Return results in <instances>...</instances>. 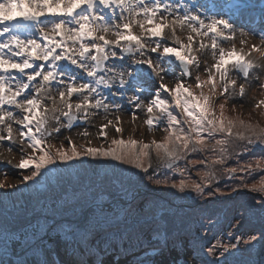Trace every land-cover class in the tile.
Returning <instances> with one entry per match:
<instances>
[{
    "label": "snow or ice",
    "instance_id": "6c2138e0",
    "mask_svg": "<svg viewBox=\"0 0 264 264\" xmlns=\"http://www.w3.org/2000/svg\"><path fill=\"white\" fill-rule=\"evenodd\" d=\"M226 8L239 6H209L191 0H0V147L7 153L6 163L12 165L19 155L14 167L30 170L21 182H33L32 187L41 184L37 177L47 179L69 169L90 167L84 163L87 157L136 169L128 175L137 183L146 177L157 186L189 191L196 197L219 192L215 182L223 178L239 179L240 187L264 197V126L226 114L229 103L233 112L237 104L242 106L252 87L250 75L254 69L264 68V47L253 45L245 52L247 41L241 39L237 49L236 28L230 18H225ZM249 34L257 35L264 45V27ZM228 42L230 48L224 46ZM253 52H259L260 62L249 58ZM208 55L213 61L210 66L205 59ZM202 59L206 79L199 74ZM177 70L178 75H173ZM193 70L197 72L194 84ZM233 73L243 82L238 83ZM169 76L171 87L165 83ZM259 87L264 89V83ZM125 98L131 106L132 121L138 119L137 110H142L147 131L165 133L161 140L123 138L120 115L112 120L108 114L128 111ZM254 107H264V99ZM101 111L106 123L100 125L97 138L108 139L105 129L109 127L117 134L106 148L77 146L71 137H65L67 146L51 143L53 133H59L61 127H79ZM79 135L87 138L89 133L85 129ZM153 157L157 164L150 173ZM107 167L123 171L115 165ZM193 172L197 179H192ZM158 173L162 179L154 178ZM254 174L258 178L248 182ZM5 187L0 182V189ZM121 188L131 199V213L139 194L132 180L127 185L121 183ZM256 204L264 214V199L256 200ZM135 208L142 210L143 204ZM49 211L51 218L36 217L35 224L29 222L22 229L23 244L14 243L11 250L8 241L16 238L15 232L10 235L8 228L0 227L5 241L0 248V264H53L50 259H28L16 248L22 247L23 253L31 248L35 255L43 249L50 257L45 237L51 241L58 231L63 240L56 237L57 250H74L73 246L89 235L101 243L109 239L100 220H106L110 210L95 199L90 207L79 209V218L68 220L67 227H62L56 216L75 209ZM256 240L253 235L243 243L250 245ZM260 241L261 259L255 264H264V231ZM151 246L160 247L158 243ZM217 247L228 252L236 244H216L205 250L211 256ZM9 251L21 258L4 259ZM185 255L179 252L172 264H193ZM64 264L84 262L66 260Z\"/></svg>",
    "mask_w": 264,
    "mask_h": 264
},
{
    "label": "trees",
    "instance_id": "16d2710c",
    "mask_svg": "<svg viewBox=\"0 0 264 264\" xmlns=\"http://www.w3.org/2000/svg\"><path fill=\"white\" fill-rule=\"evenodd\" d=\"M262 112L264 110L259 114L260 121L248 120L241 113L238 114L236 112L229 114V116L239 115L246 122L250 121L264 126V115H261ZM164 135L165 133L162 131L158 141ZM85 159L86 157L84 158V163ZM91 161L95 165L98 164V161L106 164L113 162L116 165H120L110 160ZM71 163L78 164L79 161ZM183 163V161L180 162L181 165ZM60 166L67 167L66 165ZM120 166L124 168L123 172L125 174H129L134 170L128 165ZM153 169H149V172L152 173ZM69 170H73L74 173L72 175L58 173L56 176H49L47 179L42 176L37 177L41 184L36 187H32L33 182H29L27 185H20L15 187V190L9 191L8 194L16 206L20 204L19 196L24 193L25 189L28 191L31 195L30 202L24 209H11L10 203L5 197L7 192L4 189H0V200L2 201L0 227L8 228L10 235L15 232L16 237L8 241L10 250L14 243L23 244L24 234L22 229L27 228L29 222L35 224L36 217L41 220L45 216L51 218L52 214L49 211L51 209H75V212H64L56 216L62 227H67L68 220L75 221L79 218V209L90 207L94 199L100 202L101 196L103 197L102 200L109 201L113 197L124 195L121 183L127 185L129 180H132L135 188H140L149 194L147 193V195L137 198L131 213H129V208L127 207H122V209L126 210L125 215L129 218L140 220L138 221L140 226L154 229L149 232L150 236L145 238L144 243L146 245V242H157L160 247L158 249L151 247L147 253L158 255L164 251L161 256H166L168 253L178 256L179 252H189L191 258L197 260L196 264H208L204 261L208 254L205 249L212 246L215 240L222 237V245L236 244V247L228 252L216 255L215 262L217 264H255L261 259L262 244L260 236L261 232L264 231V214L261 213L256 200L264 199V197L260 193L249 192L247 189L240 187L241 182L239 179H220L215 182V184H219V192L212 196L205 195L191 201L195 193L189 191L181 193L164 185H159L158 187L162 188H157V185L146 177L142 183H137L133 177H129L125 181L122 179L115 180L109 175L90 177L86 167ZM139 175L143 176L144 174L139 173ZM154 178L162 179L163 175L158 173ZM257 178L254 174L253 177L248 178V182H252ZM173 179H178V177H173ZM192 179H197L194 172L192 173ZM40 185H43L44 189L38 192L37 187ZM233 187H236L237 191H232ZM207 191L205 189L206 193ZM178 198L180 201L177 202ZM141 203L143 204L142 210L135 208L136 204ZM123 223L107 226L104 230L110 234L109 237H118L120 242H133L135 240L134 237H131L130 232H126L130 228L129 225H123ZM115 227H118L120 231L111 234L112 229ZM157 230H159V233ZM152 231L157 233H152ZM68 235H71V233L69 232ZM253 235L257 237V240L250 245H245L243 241ZM52 236L53 239L57 236L63 238L60 231L53 233ZM45 241H49L47 237H45ZM95 241L91 235L81 240L78 244L80 252L75 253V256L80 257L81 254L90 255V257L96 256L97 252H93L94 250L92 249V244ZM4 242V237L0 234V248L3 247ZM29 243L34 244L35 241L29 240ZM16 251H22V247H17ZM120 251L123 250L120 249ZM135 260L142 261L139 257V259L135 258L131 262ZM208 262L211 261L209 260Z\"/></svg>",
    "mask_w": 264,
    "mask_h": 264
},
{
    "label": "rangeland",
    "instance_id": "374dc122",
    "mask_svg": "<svg viewBox=\"0 0 264 264\" xmlns=\"http://www.w3.org/2000/svg\"><path fill=\"white\" fill-rule=\"evenodd\" d=\"M218 1H219V3L213 2L211 0H191L192 3H204V4L209 5V6L214 5V4L218 5L220 3H224L225 0H218ZM249 1L251 3H252V1H255L257 3V2H262L264 0H249ZM252 5H253V3H252ZM218 10L219 9H217V11ZM225 18H230L232 22L233 21L237 22V24L234 23V27L236 28L235 44H236L237 49H239L241 47V45H240L241 39H244L247 41V43L244 45V51L245 52H249V50L251 49V47L253 45H258V46L264 47V45H261V41L258 39L257 35L249 34L253 30H256V28L250 29V30L248 29L249 31L241 28L239 25V24L243 23V22H240L241 17L229 15V16H225ZM246 20H247V18L243 19V21H246ZM260 22H261V20H260ZM260 22H259L260 27H257L259 29L264 27V25H262V23H260ZM136 31L138 32V29ZM242 33H243V35H242ZM224 46L226 48H230L231 42H228ZM152 55H155V54H152ZM249 58L256 61V62L261 61V57H260L259 52L251 53ZM205 59L207 61L208 66H210L213 63L210 55H208ZM204 67H205V62H204V59H202L201 68H200V72H199V74L201 75V79H206V75L203 72ZM196 74H197V72L195 70H193V74H192V78H191V82L193 84L195 82L194 78H195ZM173 75H178V70H177V73H174ZM233 76L235 78H237L238 83L243 82V80L237 74L233 73ZM257 76H259V78H257ZM250 81H251L252 87L248 88L247 93H246V97L243 101L242 106H241V104L236 105V111L235 112L238 114L241 113L242 116H244L248 120L260 121V115L259 114L262 110H264V107L257 109L254 107V105L257 101L264 99V89H261L259 87V85L261 83H264V68L254 69L252 74L250 75ZM165 83H168L170 87L173 86L172 77H170V76L166 77ZM205 91L207 92V89H205ZM129 95H130V93H129ZM124 108L128 109V111H123V112H119V113L112 112V113L108 114V119H112V120L115 119V115H117V114L120 115V117H121V125L120 126L124 130L122 133L123 138L126 139L129 136H133L135 139H138V140L143 139L145 142H149L152 139L158 140V138L162 134V131L157 130V131H154L152 133H149L147 131V127L143 123L144 119H146V116L142 110H137L138 119L135 122H133L131 119V106L128 104L126 105V103H125ZM231 113H233L232 104L229 103L227 105L226 114L229 115ZM104 115L105 114L103 113V111H101L96 116H91L89 118V120L86 123H84V125L82 127H76L70 131H67L65 128L61 127V130L59 133H53L54 138L51 139V143H53V144L57 145V147H59V145L63 142L65 144V146H67V141L65 140V137H71V139L73 140V142L77 146L83 144L86 147H100L101 145H103L106 148L107 145L110 143L111 139L116 137L117 134L113 128L109 127L107 129H105V131L108 134V139H105L103 137L97 138V133L99 131L100 125L102 123H106V120L103 119ZM54 123L55 122H52V124H54ZM85 129L89 133L87 138L81 137L79 135V133L83 132ZM88 141H90L91 143L89 144ZM0 152H5L4 156H0V158L3 159V160L0 159V166H2V167H0V182L5 183L6 187H5L4 191L9 193V191L15 190L16 186H18L19 184L21 185L23 175L26 174V171H29V170H20V169H16L14 167V165L16 163H18L19 155H16V159L13 160L12 165H8L6 163V160H5V156H7V153L3 147H0ZM8 158L10 159L11 157L9 156ZM156 164H157V161L153 157V168L156 167ZM86 165H91L90 167H86L87 173L89 174L90 177L109 175L115 180L122 179L124 181L128 180L127 178L130 177L128 174L123 173L124 168H122L120 165L114 164L113 162H111L110 164H106L105 162L98 161V164L95 165V163L93 161L88 159L86 161ZM107 165H115L116 169H123V171H119V170L114 171L112 168L107 167ZM62 168H64V167H62ZM136 172H137V170L134 169L133 173H136ZM66 173H68V175H70V174L72 175L74 173V171L68 170L65 172H61L60 174L66 175ZM5 174H7V175H5ZM56 175L57 174H55L54 176H56ZM8 185H11V187H9ZM42 187L44 188V186H42V185L38 186V189H42ZM156 187L162 188V187H158V186H156ZM157 191H160V190H157ZM29 197H30V194H26V193H23L20 195V197H19L20 208H23L29 204ZM6 198L10 202L11 207H14L11 204L10 195H6ZM197 198H199V197H196V195H194L191 198V201L197 200ZM130 201H131L130 197H127L126 200L121 198L118 202L121 204H123V203L127 204L129 207ZM176 201L178 202V201H180V199L178 198ZM106 206H108L110 212H109V216L107 217L106 220L105 219L100 220V224L103 225V228L105 226H108V225L116 224V221H117L116 219L118 218V216L120 214V210L113 208V204L112 205L108 204ZM1 207H2V204L0 201V209H1ZM15 209H18V206L15 207ZM124 211H125V209L122 211V213H124ZM132 213H134V212H132ZM122 217H123V214H121V216H119V218H121V220H123ZM124 217H125V215H124ZM127 218H129V217H127ZM130 218H132V217H130ZM126 222L130 227L126 232L131 233L130 235H131V237H134L135 243L129 242V245H127L128 251L123 250V251L117 252L115 249V247L118 245L117 242L115 243V245H111L110 243H108V239L105 243H101L98 240L100 245H103V246L108 245L107 248H105L107 251H104V253H106V254L111 253L112 255H115L116 262H117V260H120V261H118L119 264H132L130 260L135 259L136 256H139L142 259V261L145 262V264H154V262H156V261H158V263L156 262V264H172V260L176 256H171V254H169L168 257H164V258H162V260L161 259L157 260L161 257L162 254L154 255L152 253H147L150 251L149 249H151V245H149L147 243L145 246L136 244V243H138V241L140 239L144 238V235H149V231L154 230V229L144 228L145 226H140L139 222L134 221L133 219H128V220H126ZM118 229L119 228L116 227V228L112 229V232H114V233L119 232L120 230H118ZM141 230H142V232H141ZM140 236H142V237L139 238ZM111 237H114V236H111ZM54 241H55V239L51 240L50 242L47 243V245H45L46 248L51 250V256L50 257L45 256L43 249H41L40 254L36 255V257H34L32 255L31 256L28 255L27 258L33 259V260L50 259L52 262H54L52 260V259H54L58 262V264L64 263V261L67 260V256L71 252L72 248L60 247L57 250V246H56ZM216 244H220V245L223 244L222 237L215 240L212 245H216ZM125 246L126 245L123 244L122 246H120V248H122V247L124 248ZM186 253H187V255H185L184 258L191 260L193 262V264H196L197 260L192 259L189 252H186ZM221 253H224L223 247H217L214 250V255L210 256L209 254H207L204 261L207 263L209 260L211 262L216 261L215 260L216 255H219ZM98 254H100V253H98ZM9 259H12V256ZM110 259H111V257H108L106 260L105 259H102V260L105 262V264H109V262H111V264H116V262L112 263V261H110ZM96 260H98V257H96L95 262H96ZM87 261H85V264H88V263L94 264L93 258L89 262H87ZM54 264H56V263L54 262Z\"/></svg>",
    "mask_w": 264,
    "mask_h": 264
},
{
    "label": "bare ground",
    "instance_id": "6f19581e",
    "mask_svg": "<svg viewBox=\"0 0 264 264\" xmlns=\"http://www.w3.org/2000/svg\"><path fill=\"white\" fill-rule=\"evenodd\" d=\"M260 12H264V9L263 10H259ZM249 16V15H248ZM127 100H126V98H125V102H126ZM127 103V102H126ZM1 160H3L2 158H0ZM0 167H2V166H0Z\"/></svg>",
    "mask_w": 264,
    "mask_h": 264
},
{
    "label": "water",
    "instance_id": "95a60500",
    "mask_svg": "<svg viewBox=\"0 0 264 264\" xmlns=\"http://www.w3.org/2000/svg\"><path fill=\"white\" fill-rule=\"evenodd\" d=\"M248 3L246 1H244V5H247Z\"/></svg>",
    "mask_w": 264,
    "mask_h": 264
}]
</instances>
